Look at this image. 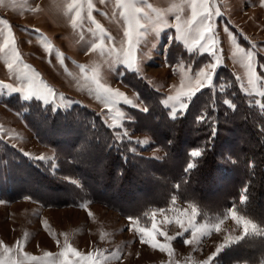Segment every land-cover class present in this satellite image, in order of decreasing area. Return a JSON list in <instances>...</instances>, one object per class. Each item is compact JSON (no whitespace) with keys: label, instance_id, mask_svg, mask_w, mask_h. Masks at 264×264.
<instances>
[{"label":"rangeland","instance_id":"1","mask_svg":"<svg viewBox=\"0 0 264 264\" xmlns=\"http://www.w3.org/2000/svg\"><path fill=\"white\" fill-rule=\"evenodd\" d=\"M137 2L150 19H146L143 13L140 15V22L145 27L138 29V67L133 71L121 62L127 49L124 36L126 24L117 0H76L71 9L69 5L73 4V0H0V21L7 22L0 24L2 142L15 147L33 161L51 160L55 154L53 148L34 139L16 112L1 103L4 97L13 93L24 99L28 84L25 74H36L42 84L54 90V97H49L53 106L68 107L67 101H72V104L80 103L95 109L102 113L110 127L145 148L141 152L143 155L155 159L162 158L163 150L149 149V135L126 125L133 120L129 112L131 109L144 108L135 93L120 81L122 71L142 75L155 91L162 94L163 104L167 103L171 116L173 103H176L177 113L183 110H179V103L168 98L176 96L182 87L184 91L189 87L195 88L197 72L201 69L209 71V64L219 63L232 71L243 93L254 98V103L261 107L259 97L264 78L262 0H208L213 13L212 39L208 43L215 41V55H209L193 43L197 35L196 25L188 24L192 17V0ZM147 5L160 13L159 20ZM177 23L184 30L191 29L187 45L183 39H174ZM96 25L100 26L99 29ZM182 47L187 53L195 55L189 58L181 50ZM247 53L252 54L256 77L253 83H249L245 67ZM17 55L19 60L14 59ZM194 57L199 60L196 67L192 65L197 61ZM100 85L123 93L132 103L126 104L121 100L115 105L107 104L103 95L98 94ZM187 101L186 98L183 100L185 104ZM10 157L18 158V155L11 154ZM233 188V184H228L220 193ZM149 193L152 194L150 190L146 194ZM148 196H137L134 209H127L129 204L123 213L122 210L120 213L102 203L89 201L56 207L41 205L28 197L14 201L0 199V260H16L19 264H59L63 259L59 253L66 246H71L83 256L91 252L98 264H264V228L240 213L236 204L225 208L221 214H202L204 217L200 219L196 206L181 201L177 196L170 199L165 207L150 204ZM141 200L150 205H143L142 208ZM220 200V197L213 198L212 207H218ZM193 207L198 213L195 227H205L204 232L197 233L195 240L191 235L194 227L188 223ZM231 210L250 220L256 228L244 235L242 228L228 216ZM153 220L160 231L173 237L167 240L157 236L158 243L170 245L171 255L141 242L139 230L151 229ZM218 223L220 230L216 231L214 226ZM185 239L193 242L186 245ZM243 239L249 241L239 243ZM221 245L224 247L217 253L216 249ZM238 247L245 249L243 254L236 260H230ZM46 252L52 255L45 256ZM27 257L37 259L29 260ZM209 257L212 259L209 260ZM71 259L75 261V258Z\"/></svg>","mask_w":264,"mask_h":264},{"label":"trees","instance_id":"2","mask_svg":"<svg viewBox=\"0 0 264 264\" xmlns=\"http://www.w3.org/2000/svg\"><path fill=\"white\" fill-rule=\"evenodd\" d=\"M181 50L187 53L184 47ZM119 79L146 109H131L133 120L126 125L148 134L149 149L161 148L162 158L143 155L145 148L122 136L102 113L86 105L55 106L53 111L50 103L24 100L13 93L1 103L55 154L51 160L33 161L0 140V199L28 197L56 207L89 201L123 213L129 204L127 209H134L137 196L149 195L148 201L156 207L167 206L177 196L196 206L200 219L236 204L240 213L264 228V95L259 97L261 107L256 105L232 71L219 66L212 85L197 91L187 108L172 119L162 94L142 75L122 71ZM261 83L264 93V78ZM197 149L202 156L194 159L190 153ZM189 162L196 166L186 171ZM228 184L234 188L220 193ZM149 190L152 194H146ZM216 197L221 200L214 208L211 201ZM141 201L142 208L150 205ZM244 250L236 248L230 260L238 259Z\"/></svg>","mask_w":264,"mask_h":264},{"label":"snow or ice","instance_id":"3","mask_svg":"<svg viewBox=\"0 0 264 264\" xmlns=\"http://www.w3.org/2000/svg\"><path fill=\"white\" fill-rule=\"evenodd\" d=\"M264 2V0H262ZM76 3V0H73V4L69 5V9H71L74 4ZM117 3L119 7L122 9L121 16L125 20L126 29L124 32V36L127 40V49L124 52L123 60L121 61L129 70L135 71L138 67L137 65V56H136V45L139 42L136 37L139 35L138 29H143L145 26L140 22V15L143 13L146 19H150L147 13L144 12V9L140 6H138L137 0H117ZM89 8L91 9L92 5L89 2ZM149 9L152 10V12L156 13L157 20L160 19V13H158L155 9H152L151 5H147ZM199 7V11L197 8ZM212 12L210 11L208 0H199V4H197V0H192V17L188 21V24L196 25V37L193 40V43L203 48L205 52H207L209 55H215L214 46L215 41H213L211 44L208 43L209 40L212 39L211 33L213 31L212 24H211V17ZM219 14V13H217ZM77 16L80 15L79 12L76 13ZM89 19H91V15L89 14ZM177 20L179 21V17H177ZM6 21H0V24H6ZM73 23H75V19L73 20ZM96 27L99 29V25H96ZM176 28V34L174 36L175 40H184L185 45L188 44L189 36L191 34V29L188 30L182 29L181 25L177 23L175 26ZM38 31V30H33ZM101 32H103V29H100ZM183 33V35H182ZM191 50V49H190ZM211 50V51H210ZM14 59L19 60V56H15ZM247 64L245 67L247 68V72L249 75V83H253L256 79L254 69L252 67V54L247 53ZM219 63H211L209 64V71H205L203 69L199 70L197 72V81L195 88L189 87L187 91L183 90V87L181 91L177 93L174 97H169L168 99L171 101H175L179 103V110H184L187 108V104L183 102V100L186 98L187 100H191L193 96H195L196 92L199 91L202 87L211 85V82L214 79V74L219 67ZM12 65L9 64V68H11ZM27 67V66H25ZM83 71V68L81 69ZM25 79L28 81L26 94L24 95L25 100H29L32 98H36L38 100H42L44 104H48L49 97H54L55 93L54 90L47 87V85L42 84L39 80L36 74H33L32 76H28L25 74ZM99 95H103L105 101L109 105H115L116 103H119L121 100L123 103L131 104L132 102L129 101L126 97H124L123 93L115 92L111 90L110 88L104 87L103 85L99 86ZM264 95V93H261ZM61 102L64 103V98L61 97ZM72 104V101H67V106L70 107ZM167 106V103L165 104ZM57 108L54 106L53 111H55ZM146 111V109H143ZM177 106L176 103H173L172 105V113L171 118L175 119L177 115ZM215 133V129H213V134ZM192 158H199L202 156V150L197 149L190 153ZM37 159H43L42 157H38ZM194 162H189L186 167L187 170H191L195 167ZM244 197H241V203L244 202ZM197 209L195 207L192 208L191 213V219H189L188 223L190 225H193L194 230L192 231L191 235L193 240H195L197 233H202L205 231V227L201 225L200 227H195L194 221L195 217L197 216ZM155 215V214H153ZM228 216L231 218L233 222H235L236 225H238L243 230L244 235L249 234L250 229H255L256 226L248 219H246L244 216L238 215L235 210H231L228 213ZM178 224L182 225V222L180 220L176 221ZM220 223H223L221 221ZM220 223L216 224L215 230H220ZM187 230V229H186ZM139 232L141 233V242L147 243L151 247L158 248L161 252H168L169 255H171L172 249L168 243H158L157 236H163L167 240L173 239V237H168L166 233L163 231H160L157 227V224L155 220H153L151 229H140ZM242 238V237H240ZM239 239V238H238ZM193 240L185 239L184 243L190 244L193 242ZM2 247V245H0ZM224 247V245H221L216 249V252L219 253L221 249ZM6 252L10 251L9 249H5ZM45 256H51V253L46 252L44 254ZM60 257L63 259L59 261V264H76V262H79V264H98V261L94 258L93 254L90 252L87 254V256H83L80 252L72 248L71 246H66L63 251L59 253ZM71 258H75V261ZM29 260H35L36 257H27ZM212 258L209 257V260ZM0 264H19L16 260L11 261H4L0 260ZM51 264V262H50ZM207 264V262H206Z\"/></svg>","mask_w":264,"mask_h":264}]
</instances>
